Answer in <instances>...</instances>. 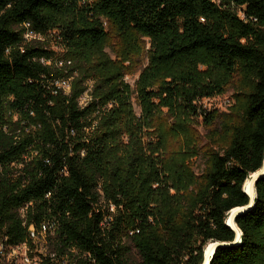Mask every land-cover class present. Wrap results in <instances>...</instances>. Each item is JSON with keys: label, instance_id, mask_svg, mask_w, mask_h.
<instances>
[{"label": "trees", "instance_id": "obj_1", "mask_svg": "<svg viewBox=\"0 0 264 264\" xmlns=\"http://www.w3.org/2000/svg\"><path fill=\"white\" fill-rule=\"evenodd\" d=\"M28 30L57 31L65 54L28 42ZM142 55L132 90L125 62ZM229 90L228 113L203 107ZM263 163L264 0H0L5 246L34 248L29 227L46 224L42 264H136L132 252L138 264H203L209 243L210 264H264V176L235 219L239 240L227 225Z\"/></svg>", "mask_w": 264, "mask_h": 264}, {"label": "rangeland", "instance_id": "obj_2", "mask_svg": "<svg viewBox=\"0 0 264 264\" xmlns=\"http://www.w3.org/2000/svg\"><path fill=\"white\" fill-rule=\"evenodd\" d=\"M57 36H58L57 31H53V33H51L49 37H47L46 39L45 38L41 39L39 37H31L29 40H31V42L36 43L35 45L42 46L45 49L53 51L54 53H56V55H58V57H62L65 53L61 48H59L58 45H56L57 43L58 44L60 43L58 41ZM52 38H56L55 40L57 42L54 41ZM146 43L148 44L147 45V49H148L149 42L146 41ZM111 50H112V47H109L106 50V52L111 56V58L115 60L116 57L112 54ZM125 67L128 68L129 70L125 78V82H127V84L131 87L132 90H135L136 84L139 81L143 70L147 67V60H146L145 55H142L140 59L134 57V59H131L125 62ZM132 103H133V107H134L136 115L140 117L141 108L138 105L135 98H133ZM201 103L203 107L208 109L209 111H218L219 113H228L231 107L235 104V100L233 97V91L229 90L224 95L215 96L211 99H204ZM162 112H163L161 115L162 121L167 122L168 120V123L173 125L175 121L172 119L171 116L167 114V110L162 109ZM190 124H191L192 133L196 134L200 138L202 146L207 145L208 144L207 132L203 128L202 121H197L196 119H192V122H190ZM147 139H149V141H151L153 144L157 142V135L154 132V130H150L148 133H146L145 140L147 141ZM175 145H177L176 140H172L170 142V146L173 147ZM189 164L197 175L201 174V172L204 170V159L203 158L198 159L197 157H194L190 160ZM211 244H214V243H209L206 246L205 251L207 247ZM131 254H132V258L134 259L135 263L138 264L139 261H138V257L136 253L132 252Z\"/></svg>", "mask_w": 264, "mask_h": 264}, {"label": "built area", "instance_id": "obj_3", "mask_svg": "<svg viewBox=\"0 0 264 264\" xmlns=\"http://www.w3.org/2000/svg\"><path fill=\"white\" fill-rule=\"evenodd\" d=\"M24 37L28 42H31V40H29L31 37L43 39L42 36L30 30L27 31ZM91 84L92 83L89 82L90 86ZM58 85L66 91L70 90V84L68 82H62ZM88 92L81 99V105H84L89 100ZM110 210L114 212V207L111 206ZM22 212L24 211L22 210ZM49 230L50 227L46 224H43L40 229H35L34 226L29 227V238L32 240L34 248L26 243L17 246H5L0 241V264H42V256L46 257L49 253L47 242L52 236L49 234ZM59 264L74 263L69 261L68 258H64Z\"/></svg>", "mask_w": 264, "mask_h": 264}, {"label": "bare ground", "instance_id": "obj_4", "mask_svg": "<svg viewBox=\"0 0 264 264\" xmlns=\"http://www.w3.org/2000/svg\"><path fill=\"white\" fill-rule=\"evenodd\" d=\"M263 169H261L260 171L252 174L247 181L245 182L244 185V191L249 194L251 197L255 196V181L258 178V176H260V174H262ZM240 211V209H234L230 212L229 214V218H227L228 221V225L233 227L235 230H237V226L235 225V220H234V216ZM238 231V230H237ZM239 232V231H238ZM217 243L211 244L207 247L206 251H205V261L206 263L208 261H210L215 249H216Z\"/></svg>", "mask_w": 264, "mask_h": 264}, {"label": "water", "instance_id": "obj_5", "mask_svg": "<svg viewBox=\"0 0 264 264\" xmlns=\"http://www.w3.org/2000/svg\"><path fill=\"white\" fill-rule=\"evenodd\" d=\"M263 171H262V174H260V176H258V178L256 179V181H255V185H256V183H257V181L261 178V177H263L264 176V163H263ZM247 194V193H246ZM247 195H249V194H247ZM255 196H256V191H255ZM255 196H253V197H251L250 195H249V197L251 198V202H250V204L247 206V207H245V208H238V209H240V211L234 216V220L236 219V217L237 216H239L241 213H243V212H245V211H249L252 207H253V205H254V198H255ZM228 225V224H227ZM236 225V224H235ZM229 226V225H228ZM229 227H231V226H229ZM233 230H235L233 227H231ZM237 230L239 231V229L237 228ZM237 230H235L236 231V233H237V236H238V240L240 239V236H241V233H240V231L238 232ZM219 247V244H217V246H216V249ZM216 249H215V251H216ZM215 251H214V253H213V255L215 254ZM213 255H212V257H213ZM212 257H211V259H212ZM211 259H210V261H211ZM210 261H208L207 263H206V261L204 260V263L203 264H210Z\"/></svg>", "mask_w": 264, "mask_h": 264}]
</instances>
